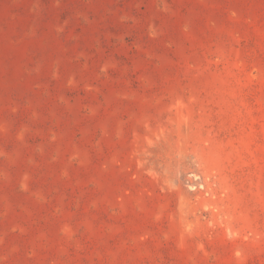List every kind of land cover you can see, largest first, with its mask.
I'll return each instance as SVG.
<instances>
[{
  "label": "rangeland",
  "instance_id": "rangeland-1",
  "mask_svg": "<svg viewBox=\"0 0 264 264\" xmlns=\"http://www.w3.org/2000/svg\"><path fill=\"white\" fill-rule=\"evenodd\" d=\"M0 264H264V0H0Z\"/></svg>",
  "mask_w": 264,
  "mask_h": 264
}]
</instances>
